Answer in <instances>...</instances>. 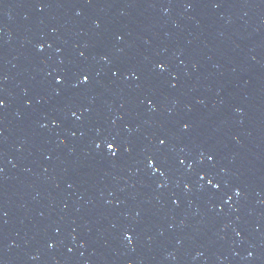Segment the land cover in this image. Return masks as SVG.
<instances>
[{
  "label": "water",
  "instance_id": "obj_1",
  "mask_svg": "<svg viewBox=\"0 0 264 264\" xmlns=\"http://www.w3.org/2000/svg\"><path fill=\"white\" fill-rule=\"evenodd\" d=\"M0 264H264V0H0Z\"/></svg>",
  "mask_w": 264,
  "mask_h": 264
},
{
  "label": "snow or ice",
  "instance_id": "obj_2",
  "mask_svg": "<svg viewBox=\"0 0 264 264\" xmlns=\"http://www.w3.org/2000/svg\"><path fill=\"white\" fill-rule=\"evenodd\" d=\"M87 79H88V77H87V76H84V77H83V82H86ZM59 82H60V80H59V78H57V83H59ZM160 143L163 144L164 141L161 140ZM109 147H111V145H109ZM209 159H211V157H209ZM150 165H151V161H150Z\"/></svg>",
  "mask_w": 264,
  "mask_h": 264
}]
</instances>
